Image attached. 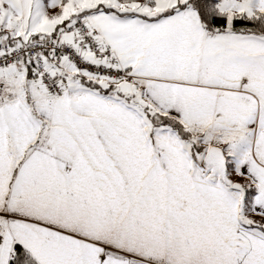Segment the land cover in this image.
<instances>
[{
  "label": "snow or ice",
  "instance_id": "6c2138e0",
  "mask_svg": "<svg viewBox=\"0 0 264 264\" xmlns=\"http://www.w3.org/2000/svg\"><path fill=\"white\" fill-rule=\"evenodd\" d=\"M0 264H264V0H0Z\"/></svg>",
  "mask_w": 264,
  "mask_h": 264
}]
</instances>
